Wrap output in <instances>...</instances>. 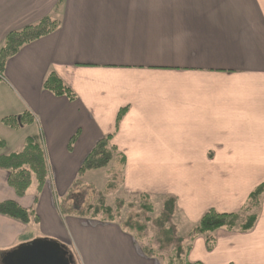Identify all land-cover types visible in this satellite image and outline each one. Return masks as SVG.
Segmentation results:
<instances>
[{
	"label": "crops",
	"instance_id": "0c3cea01",
	"mask_svg": "<svg viewBox=\"0 0 264 264\" xmlns=\"http://www.w3.org/2000/svg\"><path fill=\"white\" fill-rule=\"evenodd\" d=\"M45 16L58 27L23 45L0 77V154L20 151L34 135L48 168L42 189L33 180L23 196L0 168V202L38 217L24 223L0 214V258L42 239L61 246L70 264H163L119 221L58 210L107 135L114 158L125 159V192L159 200L157 211L164 196L175 197L169 226L180 213L187 235L210 208L241 210L264 182V0H0V46ZM52 70L73 99L42 87ZM25 111L29 124L2 121ZM254 211L249 231H214L211 250L197 235L188 260L264 264V194Z\"/></svg>",
	"mask_w": 264,
	"mask_h": 264
},
{
	"label": "trees",
	"instance_id": "16d2710c",
	"mask_svg": "<svg viewBox=\"0 0 264 264\" xmlns=\"http://www.w3.org/2000/svg\"><path fill=\"white\" fill-rule=\"evenodd\" d=\"M58 25L59 22L56 19L45 16L33 24L9 32L0 46V77L4 72L7 60L16 54L23 45L53 32ZM42 87L55 95L66 96L68 99L75 97L72 89L53 70L49 71L45 76ZM125 110V108H122L118 111L116 123H119ZM2 121L8 126L17 127L31 123L33 118L29 112L25 111L20 116H6ZM111 136L107 135L99 139L83 159L72 186L64 199L58 202L57 207L61 214L86 215L103 221H118L119 211L124 202L122 199H117L113 208L106 203L103 194H99L97 201L94 203L90 202L86 204L85 201L83 203L74 199L75 195L80 194L78 190L80 192L85 191V186H92V184H86L82 181L83 174L87 171L107 168L112 161L116 163V167L110 172L104 189L109 190L115 188V186H119V184L122 185V169L125 159L123 157L114 158L115 155H118V152L115 146L110 145ZM4 146L5 142L0 139V147ZM0 168L8 172V185L19 196H23L27 192L33 180L36 181L37 189L40 191L48 176L47 161L43 146L33 136H26L20 151L9 154L1 153ZM117 177H119L120 183L115 185L114 183ZM262 194H264V182L258 184L249 193L245 204L238 212H218L213 208L208 209L203 213L199 222L189 231L187 240L191 242L197 235H204L206 248L207 250H211L214 245L213 232L217 229L224 228L227 230L238 229L243 232L249 231L256 222L257 213L254 211V208H258ZM140 197V211L135 212L132 217L130 215L126 216L122 222L119 221L122 228L133 233L135 238L141 242L146 229V223L153 220L158 229V250H164L162 243L174 245L170 254L164 257V264H202L200 261L191 262L188 260L190 244L185 245L182 238L172 236V230L166 227L168 218L174 213L175 197L169 195L164 196L162 202L163 210L154 216L153 219L148 215L153 211L149 195L147 193H140ZM0 214L24 223L38 221V217L32 209L23 208L11 200L0 202ZM140 217H143L142 220ZM146 246H144L146 254L156 255L152 251V246Z\"/></svg>",
	"mask_w": 264,
	"mask_h": 264
},
{
	"label": "rangeland",
	"instance_id": "374dc122",
	"mask_svg": "<svg viewBox=\"0 0 264 264\" xmlns=\"http://www.w3.org/2000/svg\"><path fill=\"white\" fill-rule=\"evenodd\" d=\"M115 164L116 163H114L112 161L107 168L90 172L91 174L87 175V177H88L87 179H92V186L91 187H87V186L84 187L83 186L85 188V191H81L82 192L81 193L80 190H78L80 194L77 196L75 195L74 199H77L79 202H83V203L85 201L86 204H88L90 202L94 203L97 201L99 194H103L105 199H106V203L109 206H111L112 208L115 206V202L117 199H122L124 202L120 208L119 217L117 219L118 221L122 222L126 216L130 215L132 217V215H134L135 212L140 211L139 210V208H140L139 204L141 202V197H140V194L125 192L122 189V186L119 184L120 183L119 177H117L115 179V183H114L115 185L119 184V186H115V188H111L109 190L104 189L106 181H107L108 177L110 176V172L112 171V169H115V167H116ZM158 201L159 200H154V199L150 198V203L153 207V211L148 215L152 219L154 218V216L161 213L163 210V207L159 211L156 210L158 208ZM161 201L163 202V199ZM175 204H176V201H175ZM175 211L176 210L174 208V213H175ZM145 215H147V214H145ZM142 218L143 217H140L141 220H142ZM181 218H182V215L180 213L178 215L174 216V218L171 221L172 226L168 225V220H167L166 227L170 228L172 230L171 234L175 238H180L181 235H185L186 237L184 236L182 238L183 243L185 245H189V241L187 240L188 234L187 235L184 234L188 231L187 229H189V227H188L189 223L183 221V219H181ZM156 231H158V229L156 228L153 220L147 222L146 223V229H145L144 234H143V239L140 242V244H142L143 247L145 245L152 246V249H153L152 251L154 254H156V255H152V256L157 257L159 259V261L164 264V257L167 254H170V251L168 249L171 248V250H172L174 245L173 244L167 245L166 243H162V247L164 248V250L163 251L158 250L159 240L157 239V232ZM213 239L215 242V238H213ZM0 261H1V258H0ZM0 264H2V263L0 262Z\"/></svg>",
	"mask_w": 264,
	"mask_h": 264
},
{
	"label": "water",
	"instance_id": "95a60500",
	"mask_svg": "<svg viewBox=\"0 0 264 264\" xmlns=\"http://www.w3.org/2000/svg\"><path fill=\"white\" fill-rule=\"evenodd\" d=\"M2 264H70L71 258L58 244L36 239L18 246L2 256Z\"/></svg>",
	"mask_w": 264,
	"mask_h": 264
}]
</instances>
